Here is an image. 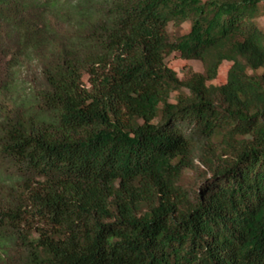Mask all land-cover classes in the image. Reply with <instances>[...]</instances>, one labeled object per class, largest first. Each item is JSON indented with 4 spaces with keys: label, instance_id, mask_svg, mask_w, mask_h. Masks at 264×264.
Masks as SVG:
<instances>
[{
    "label": "trees",
    "instance_id": "obj_1",
    "mask_svg": "<svg viewBox=\"0 0 264 264\" xmlns=\"http://www.w3.org/2000/svg\"><path fill=\"white\" fill-rule=\"evenodd\" d=\"M261 1L0 0V264H264Z\"/></svg>",
    "mask_w": 264,
    "mask_h": 264
},
{
    "label": "rangeland",
    "instance_id": "obj_2",
    "mask_svg": "<svg viewBox=\"0 0 264 264\" xmlns=\"http://www.w3.org/2000/svg\"><path fill=\"white\" fill-rule=\"evenodd\" d=\"M260 10L258 17L255 18L260 29L264 31V0L260 2ZM190 22H182L180 24H176L171 22L168 26L169 33L173 39L177 36L187 32L190 29ZM2 56L0 55V63ZM168 63L170 66L175 68L177 74L180 78L185 79L188 75V68L191 67L195 71L202 72L204 70V66L201 60L199 59H191L185 60L179 57L178 54L172 53L167 57ZM230 63L225 62L221 68L219 77L212 81L214 84H223L227 81V72L229 70ZM36 73V63L31 62L27 63L20 70V77L23 80L25 85H29L30 81L33 79ZM86 83H88V79L85 77ZM183 91H186L184 89ZM179 95V91H172L170 93V100L175 101L177 96ZM194 156V164L185 170L183 175L181 184L188 189L191 193L196 190H199L200 186L205 183L206 179L210 177V170L201 162L199 154H195Z\"/></svg>",
    "mask_w": 264,
    "mask_h": 264
}]
</instances>
